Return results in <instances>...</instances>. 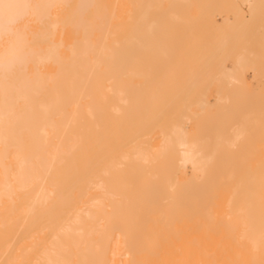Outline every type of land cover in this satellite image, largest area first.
Listing matches in <instances>:
<instances>
[{
    "label": "bare ground",
    "instance_id": "6f19581e",
    "mask_svg": "<svg viewBox=\"0 0 264 264\" xmlns=\"http://www.w3.org/2000/svg\"><path fill=\"white\" fill-rule=\"evenodd\" d=\"M148 1L58 0L93 7L0 78V264H264V94L204 87L245 83L264 0Z\"/></svg>",
    "mask_w": 264,
    "mask_h": 264
},
{
    "label": "snow or ice",
    "instance_id": "6c2138e0",
    "mask_svg": "<svg viewBox=\"0 0 264 264\" xmlns=\"http://www.w3.org/2000/svg\"><path fill=\"white\" fill-rule=\"evenodd\" d=\"M91 7L61 3L58 0H0V78L5 84L6 100L10 90L9 82L17 66H26L39 55L45 43L55 40L56 33L48 31L51 22L62 18L67 20L74 15L73 9ZM77 42L76 34L73 33L71 44ZM63 44L64 35L61 34L60 45ZM215 83L217 81L208 79L204 87L210 89ZM177 131L187 135L182 128ZM197 147L196 144L192 145L193 150Z\"/></svg>",
    "mask_w": 264,
    "mask_h": 264
},
{
    "label": "rangeland",
    "instance_id": "374dc122",
    "mask_svg": "<svg viewBox=\"0 0 264 264\" xmlns=\"http://www.w3.org/2000/svg\"><path fill=\"white\" fill-rule=\"evenodd\" d=\"M148 1V0H147ZM228 1H231V0H228ZM152 2V0H150V1H148V3H151ZM221 7V6H220ZM231 6H229L228 4L227 5H225V6H222L221 7V12H218V13H222L221 15H219V14H217L216 12H215V20H216V23H217V25H219V24H222L223 26L222 27H224L225 25H226V23L224 22V17L225 16H229V17H231L232 18V16L233 15H231L232 14V8H230ZM218 10V9H217ZM192 11V13L193 14H198V10L197 9H193V10H191ZM195 12V13H194ZM207 15H209V13H207L208 12V10H205L204 11ZM231 13V14H230ZM224 14V15H223ZM224 16V17H223ZM208 17V16H207ZM246 19H249V18H246ZM225 23V24H224ZM218 27H220V26H218ZM260 27V26H259ZM256 30H253V31H255V32H253L252 31V28L251 29H248L249 31L251 30V32H250V34L252 33L253 34V37L256 35V36H258V34H259V36H260V34L262 33V34H264V32L262 31V29H258L257 30V27H254ZM264 30V29H263ZM244 32H246V31H244ZM242 33V36L241 37H243L244 38V36H246V35H244L243 36V34H246V33ZM259 32V33H258ZM261 32V33H260ZM74 33V29H72V28H67L66 29V31H65V33H64V40L66 41V42H71V37H72V34ZM255 33V34H254ZM249 36H251V35H249ZM261 36H263V35H261ZM260 36V37H261ZM207 37H209V36H207ZM201 38H203V37H201ZM201 38H198V39H201ZM205 38V37H204ZM250 38V37H249ZM209 39V38H208ZM252 39V38H251ZM253 39H256V38H253ZM262 39V38H261ZM196 40H197V38H196ZM195 39H194V41H196ZM247 40V39H246ZM140 41H142V40H140ZM139 41V42H140ZM200 40H198V42H199ZM203 41V40H202ZM201 41V42H202ZM207 41V40H206ZM209 41H211V39L209 40ZM233 41H235L234 39H233ZM252 41V40H251ZM255 41V40H254ZM254 41H252V43L250 42H246L247 44H249V45H247V49L246 50H248V49H250V50H248V51H246L245 50V52H246V54H247V56H248V54H251V57H253V54H255L254 55V57H253V59H254V61L250 58V61L251 62H254V66L251 64V62H250V65L248 66V67H246L245 68V70H244V72H243V76H244V79H245V83L244 84H242V83H240L239 84V82L236 84V83H232V84H230V83H227V82H224L221 78H215V77H210L209 79H213V80H215V81H217V83H215L210 89H207V91H206V97L207 98H209L208 100H210V102L211 103H214L215 102V99H217V98H219V97H224L226 94H230V95H233L234 96V99H235V101H237V103H240V104H244V105H246V108L249 110V109H251V105L254 103V101L256 100V99H258L259 97H260V93L263 95L264 94V63L262 64H260V62H263L264 60V47H263V44H264V42L262 41V40H260L259 39V37L256 39V41H257V43H258V45H255V44H257L256 42L254 43V45H252L253 44V42ZM262 41V42H261ZM204 42V41H203ZM142 43H143V41H142ZM194 43V42H193ZM200 43V42H199ZM212 43H213V41H212ZM211 43V44H212ZM232 43V42H231ZM246 43H244V45L246 46ZM138 44H141V42L140 43H138ZM196 44V43H195ZM198 44V43H197ZM202 44H209L208 43V41H207V43H202ZM233 44V43H232ZM196 46V45H195ZM198 46H200V45H198ZM206 46H210V44L209 45H206ZM260 46H262V47H260V48H262L261 49V51H260V48L259 47ZM229 48H228V51H230L231 49H232V45H229L228 46ZM256 47V48H255ZM198 48V47H197ZM202 48V47H201ZM67 49V48H66ZM193 49V48H192ZM195 49V48H194ZM193 49V50H194ZM256 49V50H255ZM252 50H254V51H256L255 53H252ZM259 50V51H258ZM62 51L63 52H67L68 51V49L67 50H65L64 48H62ZM195 51H198L197 49L195 50ZM249 52V53H248ZM227 53V52H226ZM259 54H260V56H259ZM257 55V56H256ZM225 56V55H224ZM223 56V58H221L222 60H225L224 58L226 57H224ZM231 57V56H230ZM230 57L228 56L227 58H229V59H226L224 62H225V65L227 66V67H230V68H232L233 67V62H231V59H230ZM250 57V56H249ZM220 59V60H221ZM259 59H261V60H259ZM233 61V60H232ZM257 61H259V63L257 62ZM165 62V61H164ZM164 62H162L161 63V66H158L157 68H156V70H158L159 69V71L157 72V75H158V77H159V74H161V72L160 71H163L164 69H165V65L163 64ZM257 64H256V63ZM220 66V65H219ZM257 66V67H256ZM54 69V66H50V69H52V68ZM162 67H164V68H161ZM213 67V66H212ZM216 67V65L214 66V68ZM161 69V70H160ZM155 70V71H156ZM160 72V73H159ZM181 84V83H180ZM179 85V84H178ZM182 85V84H181ZM177 86V85H176ZM262 97V96H261ZM232 118V116L231 117H226V118H224V119H231ZM194 123H195V120L194 119H191L190 120V126H191V129H193L194 130V128H195V126H194ZM263 125H264V123H263ZM188 168H189V171H188ZM187 171L188 172H191V167H190V165H188L187 166Z\"/></svg>",
    "mask_w": 264,
    "mask_h": 264
}]
</instances>
